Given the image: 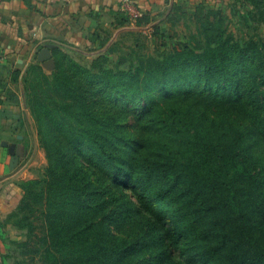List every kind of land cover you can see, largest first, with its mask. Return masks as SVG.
<instances>
[{"label":"trees","instance_id":"16d2710c","mask_svg":"<svg viewBox=\"0 0 264 264\" xmlns=\"http://www.w3.org/2000/svg\"><path fill=\"white\" fill-rule=\"evenodd\" d=\"M199 11L201 51L128 67L101 57L85 71L92 96L124 98L130 124L28 69L49 166L20 184L14 225L43 264H264V45L225 37L220 10Z\"/></svg>","mask_w":264,"mask_h":264},{"label":"crops","instance_id":"0c3cea01","mask_svg":"<svg viewBox=\"0 0 264 264\" xmlns=\"http://www.w3.org/2000/svg\"><path fill=\"white\" fill-rule=\"evenodd\" d=\"M128 1L143 17L124 12L123 0H0V216L8 193L38 179L47 164L25 90L28 68L47 45L53 58L63 50L79 63L104 57L123 67L130 55L174 41L200 8L213 9L208 0ZM11 144L22 153L14 168Z\"/></svg>","mask_w":264,"mask_h":264},{"label":"rangeland","instance_id":"374dc122","mask_svg":"<svg viewBox=\"0 0 264 264\" xmlns=\"http://www.w3.org/2000/svg\"><path fill=\"white\" fill-rule=\"evenodd\" d=\"M206 6L215 10H220L216 11V13H219V17H221L223 22L226 32L225 37L231 36L235 42L242 44L253 41L257 45H264V0H208ZM216 18L217 19L210 16L209 20L217 21L218 17ZM202 23L191 22L186 31L185 28L181 29L179 36L175 37L176 39L174 41L164 40L163 45H161L162 50H156L153 45H151V47L148 46L147 49L139 52V55H130L127 58L128 63L125 67L131 64H138L141 58H163L174 53L176 50L182 49L183 46H190L197 49V51H201L205 44ZM36 58V64H31L28 68L30 76L31 73L34 72L37 76L43 74L49 78H55L56 83L67 88L73 97L83 104V106L92 108L95 113L110 117L118 123L130 124V120H128L126 115L127 109L126 111L122 110L123 107L127 105L123 97L107 100L104 97L92 96L90 93L91 86L95 87L97 84H93L92 79L87 78L88 75L85 71L90 72V68L93 64L87 61L79 63L74 54L67 53V51L65 52L63 50H57L54 58L52 56L54 65L49 69H46L43 64L38 63ZM78 66L84 68V71H79L77 68ZM34 68L40 69L41 72L36 69L34 70ZM66 71H68L69 75L74 77L75 80L71 79V81H69L65 79L63 73H66ZM91 71L94 73L97 69ZM62 75L64 78H62ZM83 77H86L87 80L83 79ZM116 82H118V80H116ZM252 142L254 141L252 140ZM40 147L43 149L44 145L40 144ZM43 151L45 153L44 149ZM256 153L262 155L261 151H256ZM248 156V154L245 155V157ZM45 157L47 164L39 178L44 175L45 170L49 166L46 153ZM258 171V168H256L255 173L257 175L259 173ZM21 183L22 182H20L18 186L20 191L17 189L11 194V191L8 190L10 191L6 199L8 202H6L7 204L6 208H4L3 215L0 216V261L2 264H43L41 257H33L29 249L23 245L27 241V230L20 229L14 225L17 219V214L15 213L18 212L17 208L20 207V201L24 194L20 186ZM1 213L2 210L0 209V214ZM4 213L6 216H4ZM111 228H113L119 238L127 237L132 233L129 227L119 229L113 226V223L111 224ZM258 234L264 241V214L258 216ZM133 235L135 236V232H133Z\"/></svg>","mask_w":264,"mask_h":264},{"label":"water","instance_id":"95a60500","mask_svg":"<svg viewBox=\"0 0 264 264\" xmlns=\"http://www.w3.org/2000/svg\"><path fill=\"white\" fill-rule=\"evenodd\" d=\"M52 48L53 47L51 45H47V47L44 48L38 55V60H37L38 63L43 64V66L46 69H49L54 65V60L51 54ZM8 147L10 154L13 156L12 168H14V166H16V164L19 162L20 158L22 157V153L20 152L21 148L18 145H14V144L9 145ZM0 258H1V251H0ZM0 264H2L1 261Z\"/></svg>","mask_w":264,"mask_h":264},{"label":"built area","instance_id":"2783aa9c","mask_svg":"<svg viewBox=\"0 0 264 264\" xmlns=\"http://www.w3.org/2000/svg\"><path fill=\"white\" fill-rule=\"evenodd\" d=\"M123 8H124V12L131 13V16L133 14V17L135 19H139L143 17L142 13H140L139 11H133V6L128 0H123Z\"/></svg>","mask_w":264,"mask_h":264}]
</instances>
